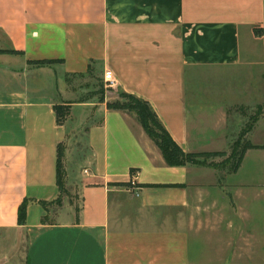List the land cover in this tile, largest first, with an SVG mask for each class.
I'll return each mask as SVG.
<instances>
[{
    "label": "crops",
    "instance_id": "0c3cea01",
    "mask_svg": "<svg viewBox=\"0 0 264 264\" xmlns=\"http://www.w3.org/2000/svg\"><path fill=\"white\" fill-rule=\"evenodd\" d=\"M0 50L20 52H0V264H264V116L247 135L263 148L236 172L169 166L134 114L72 87L111 70L186 152L229 151L264 102V0H0ZM201 73L216 80L206 99ZM73 139L77 202L45 208Z\"/></svg>",
    "mask_w": 264,
    "mask_h": 264
},
{
    "label": "trees",
    "instance_id": "16d2710c",
    "mask_svg": "<svg viewBox=\"0 0 264 264\" xmlns=\"http://www.w3.org/2000/svg\"><path fill=\"white\" fill-rule=\"evenodd\" d=\"M260 30L257 29L256 33L258 34ZM0 52H13L20 53L15 51H1ZM31 64H51L55 62H63V60H37L30 61ZM89 74H91V69H89ZM67 80L70 82V78L67 75ZM102 89V88H101ZM97 94H101L99 96L100 101H104V89L101 91H97ZM120 96L123 98L119 101L108 102L107 106L112 110H120L125 111L131 114H134L137 121L143 127L145 133L148 137L153 141V143L160 150L161 154L165 162L169 166H185L187 164H194L199 166H209L213 168H220L227 170L230 173L236 172L243 160L245 153L250 149L263 148L261 145H254L250 139H248L247 135L253 130L255 126V121L259 119L262 115L261 107H258L257 112L254 116H251V124H246L239 135V137L233 140L229 146L228 151H214V152H186L171 136L169 131L163 125L162 121L159 119L157 113L153 110L150 103L142 100L132 94L122 92ZM264 106V105H262ZM234 108L229 109V112H232ZM236 110H242L244 113L246 112V107L240 108L235 107ZM55 112L57 117V123L59 125L63 124L66 116L68 115L69 108L64 105H56ZM215 157H225L220 162H213L209 159ZM64 158H65V145L60 143L57 148V185L60 190L59 197L51 202L40 201V203L45 207L49 208V206L56 205L62 206L63 200L65 197H69L71 194L66 187V178L67 173L64 167ZM118 185H124L125 183H117ZM71 200V199H70ZM77 207V213H78ZM27 217V200L19 207L18 213V222L20 225L25 224ZM43 223L48 222V218L45 217Z\"/></svg>",
    "mask_w": 264,
    "mask_h": 264
},
{
    "label": "rangeland",
    "instance_id": "374dc122",
    "mask_svg": "<svg viewBox=\"0 0 264 264\" xmlns=\"http://www.w3.org/2000/svg\"><path fill=\"white\" fill-rule=\"evenodd\" d=\"M91 74H88V75H85L84 77L82 78H77L73 81V86L72 87H76L77 91H78V95L80 96L81 94L85 95L86 93H92L93 91L97 90V91H102L104 89V95H108V97H110L111 99H113L114 101H119V100H122L123 98L120 96V94L123 92L122 90L120 89H117L116 86H109V85H106L105 82L103 81V78H97V77H93L94 75L90 76ZM229 84L230 86L233 88L237 87L239 84H240V78L237 74H234L232 77H231V80L229 81ZM228 84V87H230ZM198 86L200 87V90L202 91V95L201 97L203 99H206L209 95V92L211 89H214L216 88V80L213 79V78H208V75L206 73H201V76H199V80H198ZM197 86V87H198ZM102 88V89H101ZM208 94V95H207ZM101 95V94H100ZM78 96V97H79ZM73 97L75 98V96L73 95ZM105 98V97H104ZM93 100L95 101H98L96 98H92ZM264 102L257 105L256 107L250 109L248 112H247V115H246V123L243 125L240 126V129H238V131L234 132L233 133V138L232 139H237L241 133V130L242 128L247 124H251V116H254L257 112V108L258 107H261L262 109V115L259 117V119L264 116ZM232 114H234V117H240V115L242 116V113L240 112H233ZM234 119L235 121V118H232ZM259 119L257 121H255V125L257 124V122L259 121ZM234 122L231 123V125L233 124ZM255 127V126H254ZM232 128L235 129V126L232 125ZM254 129V128H253ZM77 137V136H76ZM74 138V137H73ZM75 139V138H74ZM72 140L70 142V146H69V150H71L70 152V156L68 158H66V146H65V158H64V167H65V170H66V173L68 175L69 172H73V173H77V174H81L82 172V169L84 167V161L78 159L79 157V149H78V145L75 144V140ZM68 144V143H67ZM229 152V151H228ZM221 159V157H215V158H211L209 159L210 161L212 160L213 162H218L219 160ZM251 161H249V167H251ZM263 162V163H262ZM260 161V164L261 167L264 169V161ZM239 177V176H238ZM67 179V178H66ZM238 179V178H237ZM78 194L77 192H74V193H71V195L69 196L70 198L73 197V201H76L77 202V199H75V197H77ZM21 251H26L25 249V245H23V247L21 248ZM197 254L199 253H202V252H196ZM199 256L198 259H203L205 257H203V255H197ZM223 256H220V258H222ZM260 258H263L262 255L260 256H248L247 257V260H258Z\"/></svg>",
    "mask_w": 264,
    "mask_h": 264
},
{
    "label": "built area",
    "instance_id": "2783aa9c",
    "mask_svg": "<svg viewBox=\"0 0 264 264\" xmlns=\"http://www.w3.org/2000/svg\"><path fill=\"white\" fill-rule=\"evenodd\" d=\"M104 82L106 85L113 86V87L117 85V81H116L114 74L111 70H105Z\"/></svg>",
    "mask_w": 264,
    "mask_h": 264
}]
</instances>
